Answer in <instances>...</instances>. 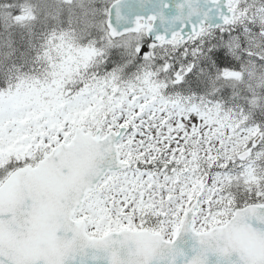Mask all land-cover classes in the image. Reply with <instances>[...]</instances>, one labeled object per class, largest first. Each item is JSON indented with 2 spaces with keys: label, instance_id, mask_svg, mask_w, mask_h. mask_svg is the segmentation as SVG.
Segmentation results:
<instances>
[{
  "label": "snow or ice",
  "instance_id": "1",
  "mask_svg": "<svg viewBox=\"0 0 264 264\" xmlns=\"http://www.w3.org/2000/svg\"><path fill=\"white\" fill-rule=\"evenodd\" d=\"M0 264H264V0H0Z\"/></svg>",
  "mask_w": 264,
  "mask_h": 264
}]
</instances>
